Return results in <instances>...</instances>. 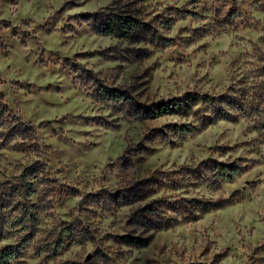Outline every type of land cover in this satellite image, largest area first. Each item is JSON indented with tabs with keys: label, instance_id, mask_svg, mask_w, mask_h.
<instances>
[{
	"label": "rangeland",
	"instance_id": "374dc122",
	"mask_svg": "<svg viewBox=\"0 0 264 264\" xmlns=\"http://www.w3.org/2000/svg\"><path fill=\"white\" fill-rule=\"evenodd\" d=\"M0 105L13 264H264V0H0Z\"/></svg>",
	"mask_w": 264,
	"mask_h": 264
},
{
	"label": "trees",
	"instance_id": "16d2710c",
	"mask_svg": "<svg viewBox=\"0 0 264 264\" xmlns=\"http://www.w3.org/2000/svg\"><path fill=\"white\" fill-rule=\"evenodd\" d=\"M120 23L130 24V22H128V21L127 22L121 21ZM108 24L109 25L105 29H101V30H103L102 32L104 33V35H111L113 29L116 26L115 20L113 22L110 21ZM99 32H100V30H99ZM182 104H183L182 100L177 102V106H179L177 108L178 110L181 108L180 106H182ZM7 109L8 108L6 106L0 105V126L2 127V129H4L0 132V137L1 136L3 137L4 135L8 136L11 134L12 136H16L17 138L26 139V137L28 136V133H29L32 135L33 138H36V131L34 130V128L30 127L27 124H23L22 123L23 121L20 118L16 119V118H13L10 116H6ZM21 127L25 128L24 131H22V130L20 131ZM6 131H8V132L4 133ZM0 147H1V145H0ZM229 167L232 168L231 165H225V167H221L218 170V175L220 176V179L224 180L225 182L233 181L236 178V176L240 173L239 169H233L232 168L231 170H228ZM25 176H26V173L23 174V179H25ZM1 193H2V195H0V213H1V215H4L5 214L4 211L6 210V205L4 202H6V200L8 199V197H6V196H9V193H7V191L5 189H2ZM21 195L23 196V193H21ZM3 198H6L4 202H3V200H4ZM15 207H17L20 210V213H19V215H20L19 222L20 223L19 224H21V229H23V228L25 229V227H26L25 226L26 225L25 224V218L26 217L31 218V217L35 216V213H32L31 208H29V209L26 208L24 206V204L21 203L20 201L17 202ZM24 212H26V213H24ZM204 212H206V211L204 210ZM4 226H5L4 221L1 219L0 220V232H2V229L4 228ZM3 230H5V229H3ZM63 230L64 231H62V234L60 235V237L55 240V245L53 248L54 251H60L61 249L67 247V245H66L67 239H66V234H65L66 229H63ZM7 238H9L8 237V231L6 232V239ZM22 238H23V240H21L20 243H22L24 241V236ZM127 238H128L127 242H129L131 244H140V243L146 244L148 242L147 239H143L140 237L136 238V237L128 236ZM15 255H17V252L14 250V248H11V246L6 247L5 249H1L0 250V264H13V261L15 259ZM57 255H58V253H57Z\"/></svg>",
	"mask_w": 264,
	"mask_h": 264
}]
</instances>
